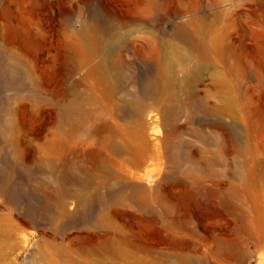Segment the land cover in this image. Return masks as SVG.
I'll use <instances>...</instances> for the list:
<instances>
[{
    "label": "rangeland",
    "instance_id": "rangeland-1",
    "mask_svg": "<svg viewBox=\"0 0 264 264\" xmlns=\"http://www.w3.org/2000/svg\"><path fill=\"white\" fill-rule=\"evenodd\" d=\"M197 17L211 54L201 81L180 91L176 120L148 110L143 164L116 156L119 99L157 71L159 33ZM0 59L24 76L0 84V264H264V0H0ZM226 65L235 123L207 113Z\"/></svg>",
    "mask_w": 264,
    "mask_h": 264
},
{
    "label": "bare ground",
    "instance_id": "bare-ground-1",
    "mask_svg": "<svg viewBox=\"0 0 264 264\" xmlns=\"http://www.w3.org/2000/svg\"><path fill=\"white\" fill-rule=\"evenodd\" d=\"M207 27L206 19L197 17L190 23H179L174 26L170 33L161 31L158 35L159 42L162 44V51L158 58V68L155 74L149 75L138 90H129L124 97L117 103L118 112L122 117L121 122H116L113 135L108 138V148L118 156L126 159L132 164H143L151 154V143L147 137L148 122L151 117L148 111L151 107H157L162 114H168L172 120L177 118V105L175 102L180 91H191L201 81V72L206 67V61L210 58L208 40L206 38ZM88 40H94L93 27L84 24L82 28ZM11 40H19L21 36L16 32L10 33ZM32 46V45H31ZM35 46V45H34ZM184 46L186 51H182ZM33 52V48H30ZM225 62L234 58V49L230 46L226 48ZM105 56L97 65L99 70V81L106 83V90L113 95L115 88H120L118 81H110L109 74L105 65ZM195 60L192 68L187 67L188 63ZM225 63V64H226ZM184 70L180 79L177 71ZM247 74L249 70L243 69ZM232 71L230 65H226V72L218 76V80H213L215 95L220 99V106L214 107L208 114L218 115L220 118L228 117L232 122L237 121L234 111L233 82L229 79ZM24 76L22 71L12 64L0 59V84L3 86L20 87ZM261 84V78L258 77ZM56 97H61L59 93H54ZM112 99V96L109 97ZM147 117V118H146ZM55 129L53 131L54 143L58 146L63 135L68 131H59L58 113L55 111ZM65 119L62 124H67ZM219 127H226L229 131V139L237 142L240 137L233 127L225 125L221 120L213 122ZM173 131H177L178 126H173ZM253 132V131H252ZM63 134V135H62ZM169 151V150H168ZM247 151V150H245ZM169 154L175 159H181L184 154L178 149V142H174L170 147ZM77 205L81 206L86 202L84 193H75ZM65 200L60 198L57 201L58 214L64 213ZM90 252V248L84 246ZM27 264H32L28 262Z\"/></svg>",
    "mask_w": 264,
    "mask_h": 264
}]
</instances>
